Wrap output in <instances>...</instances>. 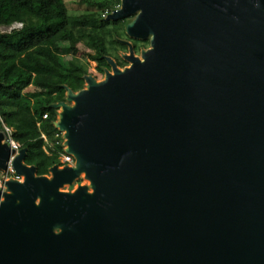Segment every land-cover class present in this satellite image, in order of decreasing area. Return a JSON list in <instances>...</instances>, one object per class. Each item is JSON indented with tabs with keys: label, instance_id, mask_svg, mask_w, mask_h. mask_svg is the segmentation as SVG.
<instances>
[{
	"label": "water",
	"instance_id": "obj_1",
	"mask_svg": "<svg viewBox=\"0 0 264 264\" xmlns=\"http://www.w3.org/2000/svg\"><path fill=\"white\" fill-rule=\"evenodd\" d=\"M149 41L64 86L74 166L38 176L0 129V264H264V0H121ZM90 182L64 191L81 176Z\"/></svg>",
	"mask_w": 264,
	"mask_h": 264
},
{
	"label": "trees",
	"instance_id": "obj_2",
	"mask_svg": "<svg viewBox=\"0 0 264 264\" xmlns=\"http://www.w3.org/2000/svg\"><path fill=\"white\" fill-rule=\"evenodd\" d=\"M80 1L94 10L71 14L65 0H0V30L23 24L11 33L0 31V114L13 129V139L27 149L25 164L35 166L38 176L61 165L64 150L55 144L57 110L51 106L65 101L64 86L74 92L84 89L90 61L98 64L101 74L110 69L104 57L126 66L120 56L128 51L126 40L133 42L136 53L150 46L149 41L127 36L129 19L106 20L121 0ZM30 87L44 97L36 110L23 100ZM2 97L11 103L2 102ZM45 114L48 120H43Z\"/></svg>",
	"mask_w": 264,
	"mask_h": 264
},
{
	"label": "rangeland",
	"instance_id": "obj_3",
	"mask_svg": "<svg viewBox=\"0 0 264 264\" xmlns=\"http://www.w3.org/2000/svg\"><path fill=\"white\" fill-rule=\"evenodd\" d=\"M65 1H66V4H67L71 14H82V13H87V12H91L94 10L93 8L90 7V5L82 3L80 0H65ZM91 1L100 2L101 0H91ZM118 9H120V6ZM134 18H135V16H132L128 19L130 21H132ZM4 29L5 28H3V30ZM126 42H129L130 44L133 45L132 41L126 40ZM126 54L129 55V49H128V51L120 53V56H121L123 61H125L123 58V55H126ZM136 56L141 57V53L136 54ZM126 63L128 64L126 67H130L131 64L129 62H126ZM121 69H123V68H121ZM89 72H90L89 75L94 76L98 81H102L105 79V74L99 73V71L96 69V62L90 61ZM23 100L26 101L27 103H29L32 106L33 110H36L39 108L40 104L44 101V97L41 96L40 94H38L34 88L30 87L24 92ZM3 101L6 103H11V101L9 102V100L2 97V102ZM0 126H2V125H0ZM74 165H75V162H74L73 166ZM60 168H63V167H60ZM21 181H23V178L21 179ZM89 184H90V182L87 181L83 175V176H81V178L78 181H75V183L72 186H66L63 188V190L66 192L67 191H74L79 186H89Z\"/></svg>",
	"mask_w": 264,
	"mask_h": 264
},
{
	"label": "built area",
	"instance_id": "obj_4",
	"mask_svg": "<svg viewBox=\"0 0 264 264\" xmlns=\"http://www.w3.org/2000/svg\"><path fill=\"white\" fill-rule=\"evenodd\" d=\"M3 28H5L3 30ZM1 28V33H11L13 30H20L23 28V24L21 23H15L14 25L10 26V27H3ZM49 116L47 114H45L43 116V120H48ZM0 128L2 130V132L5 134L6 136V140L5 142L9 144V146L16 151V154L19 153V151L22 149L21 148V145L18 144L14 139H13V129L12 128H9L1 114H0ZM58 131V130H57ZM42 139L47 143V146H51L52 147V143L50 142V140L48 139V136L46 134H43L42 135ZM54 139H55V144L56 145H60L63 147V154L61 155L60 157V161H61V165L60 167H64V166H73L74 162H75V159L73 156L67 154L65 152V140H64V133L63 132H60L58 131L55 136H54ZM22 177L20 176H17L15 171L13 170L12 168V165L10 164L9 166V170H8V173H5V172H2L0 171V189H4V183L8 180H17V181H21Z\"/></svg>",
	"mask_w": 264,
	"mask_h": 264
},
{
	"label": "flooded vegetation",
	"instance_id": "obj_5",
	"mask_svg": "<svg viewBox=\"0 0 264 264\" xmlns=\"http://www.w3.org/2000/svg\"><path fill=\"white\" fill-rule=\"evenodd\" d=\"M132 46H133V48H134V45H132ZM148 48H149V46H148ZM148 48H144V49L141 48L140 51H139L138 53L135 52V54H139V53H141L143 50H147ZM128 49H129V48H128ZM134 51H135V48H134ZM127 65H128V64H127ZM127 65H126V66H127ZM126 66L121 67V68H125ZM97 68H98V64L96 63V69H97Z\"/></svg>",
	"mask_w": 264,
	"mask_h": 264
}]
</instances>
